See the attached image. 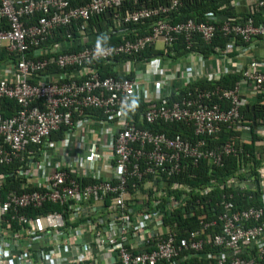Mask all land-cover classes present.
Masks as SVG:
<instances>
[{
  "label": "built area",
  "instance_id": "2783aa9c",
  "mask_svg": "<svg viewBox=\"0 0 264 264\" xmlns=\"http://www.w3.org/2000/svg\"><path fill=\"white\" fill-rule=\"evenodd\" d=\"M132 1L72 6L70 0H0V49L20 54L0 67V98L20 105L12 116L0 114V264H180L209 244L220 248L213 254L216 264H264V206L240 205L258 191L264 203V162L258 179L244 159L222 183L214 178L192 188L185 176L177 179L185 172V159L194 166L208 160L221 167L230 155L243 153L232 140L205 149L222 123L241 132V143L252 141V126L241 121L240 109L264 93V22L254 17L264 0H244L250 14L227 18L220 26L214 12L202 21L167 19L179 0L127 6L124 22L164 18L148 34L115 45L65 51L62 42H47L59 28L72 25L88 41L86 26L93 15ZM218 31L227 41L210 58L192 51L175 64L161 56L126 59L114 64L122 77L100 74L101 61L158 42L172 46L180 35L191 49L196 37L211 42ZM51 65L62 71L46 72ZM229 70L242 73L233 88L187 89ZM138 100L145 110L132 108ZM91 108L100 115L87 114ZM175 122L203 138L141 126ZM62 127L63 136L52 139ZM256 133L264 137V123ZM15 161L20 165L13 172L23 191L13 189L3 198L1 167ZM215 187L224 193L210 210L214 218L200 219V230L180 237L175 214L178 210L185 218L187 194L195 189L211 201ZM194 209L189 207L190 214ZM36 210L41 213H30ZM217 227L218 233L203 237Z\"/></svg>",
  "mask_w": 264,
  "mask_h": 264
},
{
  "label": "trees",
  "instance_id": "16d2710c",
  "mask_svg": "<svg viewBox=\"0 0 264 264\" xmlns=\"http://www.w3.org/2000/svg\"><path fill=\"white\" fill-rule=\"evenodd\" d=\"M89 0H70L72 6L84 5ZM171 0H133L129 4H125L123 7H109L105 11L93 15L87 22L86 33L90 36L88 41H83L80 39L78 28L75 25L69 27L59 28L55 33L53 38L48 43L52 41H60L65 44V51H80L86 45H115L118 43H123L127 40H134L138 37L148 34L151 30V26L156 22L160 21L164 17H152L149 19H143L138 22H124L121 19L125 8L128 6L130 8H136L140 5H156V4H167ZM180 5L178 10L173 11L168 14L166 17L172 22L185 21L188 19H195L197 21L205 20V14L208 12H214L218 18V25H222L224 20L227 18H233L238 15H248L250 14L245 7H235L233 5L235 0H179ZM242 1V0H241ZM244 1V0H243ZM120 16L117 17L116 15ZM256 23L264 22V9H261L258 13L254 14ZM38 17L32 18L28 23L32 24L37 21ZM82 22V21H81ZM67 32L73 34V38L67 39ZM241 39L239 38L238 41ZM227 37L221 32L218 31L216 37L213 38L211 42L204 41L201 36L196 37L193 40V45L191 49H188V45L185 42L184 35H180L179 39L176 40L172 46H163L159 48L157 45H151L146 47L144 50H141L139 53H135L130 56H120L115 58H110L105 61L99 62L100 74L105 77L109 75L122 77L118 72L114 71V64L120 61H136L144 62L148 61L154 57L161 56L165 59V62L177 63L180 61H185V56L192 51H195L206 58H210L215 54L218 46H224L226 44ZM67 42V43H65ZM64 52V51H63ZM237 53H235L236 55ZM20 54L16 52H9L6 49H0V67L5 65L9 60L16 61ZM237 57V56H236ZM57 73L62 71L56 65H51L46 69V72ZM242 79L241 72H235L234 70H229L224 73L217 80H197L194 83H191L187 89H192L194 87L201 88H215L217 86L221 88H233L238 81ZM185 87L181 88V93L185 94ZM255 100L251 101L247 105L243 106L240 109L242 114V122L247 123L252 126L253 138L251 143H241L240 136L241 132L229 127L227 124L222 123L220 129L216 134L209 138L207 146L205 149L211 146L221 145L228 140L235 142L237 147L243 148V153H238L237 156L230 155L226 158V161L221 167H212L208 160H202L198 166H194L193 163L185 159V172L177 177V179L184 180L185 183H188L192 188L195 186L205 185L210 182V179H217L218 183H222L227 177L234 175L235 171L241 165V159L250 161L251 170L255 174L256 178L260 177L259 169L264 162V137L256 133V129L259 125L264 123V93L260 92L257 94ZM176 95L174 94L173 97ZM214 101L219 100L217 96L214 97ZM223 105L224 102L222 101ZM147 105L143 103L142 100L134 101L132 108L136 111L145 110ZM20 108V105L17 101L10 98H0V114L8 117L14 115L17 110ZM100 110L97 109H87V114H92L93 116H99ZM138 115H136L137 118ZM143 127H149L154 130L161 132H168L169 134H182L184 137L189 139H200L202 136H197L193 128L187 126L182 122L175 123H164V124H141ZM64 128L62 127L59 131L52 134V139L58 140L63 136ZM249 155V156H247ZM20 163L15 161L8 165H3L1 167L2 172L6 175V182L2 187V197L5 198L6 193L13 190L21 189L22 180L17 178L15 169L19 166ZM169 186H167V190ZM31 189V187H28ZM223 191L214 188L211 194V201L208 200L209 197L201 196L195 192V189L189 192L187 195L190 196L188 199L189 204L185 206V218L179 214L178 210L176 212L175 221L177 222V232L179 236H189L190 232L200 230V219L207 217L208 219L214 218L213 212H210L215 203L220 200L223 195ZM186 194V193H185ZM175 195L180 196L181 192H175ZM238 194H235V200H238ZM187 201V200H186ZM200 201V202H197ZM195 206L193 214H190L189 207ZM243 207H249L252 205L255 206H264L261 192H254L253 198L245 197V200L240 203ZM30 213L40 214L41 210L31 211ZM220 228L217 227L211 228L206 231L205 238L208 234L218 233ZM220 248L213 247L212 244L206 245L204 250L196 253L193 252V256L188 259H183L180 264H216V260L213 257V254L216 250ZM191 252V250H190ZM185 254V252H184ZM208 254H211L209 256Z\"/></svg>",
  "mask_w": 264,
  "mask_h": 264
},
{
  "label": "crops",
  "instance_id": "0c3cea01",
  "mask_svg": "<svg viewBox=\"0 0 264 264\" xmlns=\"http://www.w3.org/2000/svg\"><path fill=\"white\" fill-rule=\"evenodd\" d=\"M241 7H245V9H247V6H246V4L244 3V1L242 0V2H241ZM264 49H262L261 50V52L263 51ZM261 52H259V53H261ZM244 88H246L245 86H244ZM247 93H248V91H247ZM254 97H251V100L253 99Z\"/></svg>",
  "mask_w": 264,
  "mask_h": 264
},
{
  "label": "rangeland",
  "instance_id": "374dc122",
  "mask_svg": "<svg viewBox=\"0 0 264 264\" xmlns=\"http://www.w3.org/2000/svg\"><path fill=\"white\" fill-rule=\"evenodd\" d=\"M157 46H158L159 48H162V47H163V43H162V42H158V43H157Z\"/></svg>",
  "mask_w": 264,
  "mask_h": 264
}]
</instances>
